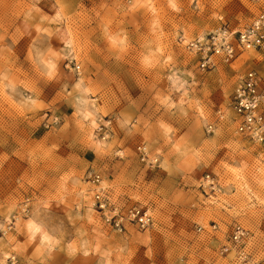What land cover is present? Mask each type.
I'll return each mask as SVG.
<instances>
[{
    "label": "rangeland",
    "instance_id": "1",
    "mask_svg": "<svg viewBox=\"0 0 264 264\" xmlns=\"http://www.w3.org/2000/svg\"><path fill=\"white\" fill-rule=\"evenodd\" d=\"M257 11L0 0V264H264V144L229 122L204 131L237 78L262 67L244 52L199 71L178 40ZM97 188L109 206L148 209L151 226L115 230L92 206Z\"/></svg>",
    "mask_w": 264,
    "mask_h": 264
},
{
    "label": "built area",
    "instance_id": "2",
    "mask_svg": "<svg viewBox=\"0 0 264 264\" xmlns=\"http://www.w3.org/2000/svg\"><path fill=\"white\" fill-rule=\"evenodd\" d=\"M257 6L256 16L240 28L232 29L226 22L217 28L188 40L179 36L183 49L194 56L199 71L210 70L219 62H229L244 52H251L256 66L247 68L235 81L228 97V108L231 111L229 120L234 131L241 137L257 144H264V0H249ZM78 72V66H74ZM225 121V112L216 110L213 121L204 127L205 133H211L217 123ZM226 123V122H225ZM140 159L147 155L139 146L136 147ZM90 177V176H89ZM92 183L98 181L95 175ZM103 193V191H102ZM102 193H95L92 206L101 213L104 220L117 231L125 224H132L144 230L151 226L152 217L148 209L141 206H130L120 210L114 204L109 206ZM10 228V225L7 226ZM245 232L239 225L232 227L231 239L238 242L244 238ZM14 264L13 256L8 258Z\"/></svg>",
    "mask_w": 264,
    "mask_h": 264
},
{
    "label": "bare ground",
    "instance_id": "3",
    "mask_svg": "<svg viewBox=\"0 0 264 264\" xmlns=\"http://www.w3.org/2000/svg\"><path fill=\"white\" fill-rule=\"evenodd\" d=\"M231 116V111H230V109L228 108V111L227 112H225V121L224 122H222V123H217V125H219V124H224L225 122L227 123V122H229V124L231 125V126H233V124L231 123V121L229 120V117ZM233 131H234V127H233ZM213 132V131H212ZM211 132V133H212ZM234 133H236L235 131H234ZM237 134V133H236ZM239 135V134H238ZM139 147H140V149H143V151H145V146L143 145V144H139L138 145ZM145 153H146V151H145ZM95 193H102V189L101 188H97L96 189V191L94 192V194ZM102 195H103V193H102ZM94 196V195H93ZM104 196V195H103Z\"/></svg>",
    "mask_w": 264,
    "mask_h": 264
}]
</instances>
